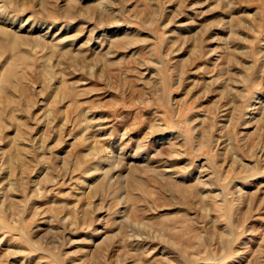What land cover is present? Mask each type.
<instances>
[{
    "label": "rangeland",
    "instance_id": "obj_1",
    "mask_svg": "<svg viewBox=\"0 0 264 264\" xmlns=\"http://www.w3.org/2000/svg\"><path fill=\"white\" fill-rule=\"evenodd\" d=\"M0 26L42 41L0 80V264H264V0H0Z\"/></svg>",
    "mask_w": 264,
    "mask_h": 264
},
{
    "label": "bare ground",
    "instance_id": "obj_2",
    "mask_svg": "<svg viewBox=\"0 0 264 264\" xmlns=\"http://www.w3.org/2000/svg\"><path fill=\"white\" fill-rule=\"evenodd\" d=\"M7 25V24H6ZM5 25V26H6ZM7 36L9 39H6V42L3 41V38ZM37 39V38H36ZM10 45L11 48H13V46H15V51H16V54L14 55V57H10V55H8V45ZM19 44H25V45H30L31 47L33 46H40L42 45V41L40 40H35V41H32V42H24L19 36L15 35V34H10L6 29L5 27L3 26H0V58L3 56V55H7L6 56V62L8 61V66H7V69H6V72L2 73V75L0 74V80H2L4 83L6 84H9V80L16 76L17 75V69H16V66H15V59L16 60H22V59H27L29 57L27 51L25 49H22L21 48L19 49L17 46H19ZM44 47L46 48V45L44 44ZM44 49V48H42ZM12 59L13 61L11 62V60L9 61L8 59ZM43 64V63H42ZM45 67V66H44ZM44 67H42L43 69H41V72L40 74L41 75H45V70H44ZM17 79V78H16ZM0 85V93L1 92H4L5 90H7V86H5V84ZM9 88V87H8ZM3 100V99H2ZM9 98H5V104H9ZM12 102V101H11ZM4 103V102H3ZM1 105V104H0ZM1 114V113H0ZM23 154V153H22ZM18 155H21V151L20 149H18Z\"/></svg>",
    "mask_w": 264,
    "mask_h": 264
}]
</instances>
